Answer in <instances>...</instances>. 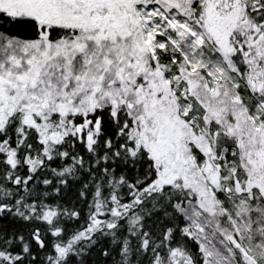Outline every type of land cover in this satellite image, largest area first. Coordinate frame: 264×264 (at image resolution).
I'll return each instance as SVG.
<instances>
[{"label":"snow or ice","instance_id":"snow-or-ice-1","mask_svg":"<svg viewBox=\"0 0 264 264\" xmlns=\"http://www.w3.org/2000/svg\"><path fill=\"white\" fill-rule=\"evenodd\" d=\"M0 264H264V0H0Z\"/></svg>","mask_w":264,"mask_h":264}]
</instances>
